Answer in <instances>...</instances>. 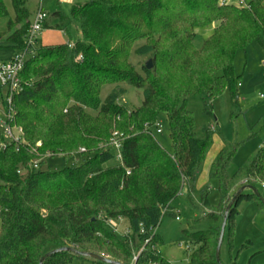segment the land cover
I'll list each match as a JSON object with an SVG mask.
<instances>
[{"label": "trees", "instance_id": "16d2710c", "mask_svg": "<svg viewBox=\"0 0 264 264\" xmlns=\"http://www.w3.org/2000/svg\"><path fill=\"white\" fill-rule=\"evenodd\" d=\"M30 1L12 0L11 16L0 0V19L7 18L0 43L15 53L33 47L27 43ZM248 3L83 0L72 5L83 38L38 47L26 60L23 88L13 97L12 122L23 128L25 143L10 141L0 148V264H41L50 251L55 253L42 264L90 258L72 249L123 264H171L161 252L164 239L158 229L165 215L174 214L172 201L183 186H193L213 144V127L198 129L188 102L203 92L210 99L227 91L233 97L239 94L237 51L252 41L264 47V0ZM54 15L65 18L60 11ZM212 24L213 34L198 48L197 27ZM139 41L144 43L136 52L153 61L152 69L142 65L143 73L130 60ZM122 83L143 89L139 107L121 102ZM107 84L115 88L103 100ZM0 104H5L1 85ZM162 113L168 116L173 153L155 137ZM0 137L4 139L1 131ZM114 137L122 141V161L112 150ZM235 153L236 147L223 148L212 164L219 204L211 205L208 188L199 204L190 199L214 224L191 234L189 264H223L217 258L223 221L244 185L255 186L261 195L241 193L226 230L233 234L242 201L256 199L264 209V143L248 164L230 175ZM56 155L87 158L53 171L47 159ZM113 159L117 162L111 163ZM120 220L127 222L126 231L110 226Z\"/></svg>", "mask_w": 264, "mask_h": 264}, {"label": "rangeland", "instance_id": "374dc122", "mask_svg": "<svg viewBox=\"0 0 264 264\" xmlns=\"http://www.w3.org/2000/svg\"><path fill=\"white\" fill-rule=\"evenodd\" d=\"M83 0H31L28 7L31 18L43 7V11L49 15L48 26H44L35 39L31 51L26 55L30 58L40 46L65 44L68 40L78 41L83 38L79 24L73 20L71 8L75 2ZM250 1V0H249ZM10 15H13L12 0H5ZM229 3L238 5L239 0H229ZM56 11L64 14L65 18L54 15ZM7 18L0 19V30H4ZM68 30V31H66ZM68 32V33H66ZM214 25L197 27L194 43L201 48L205 41L213 34ZM144 41L135 44L131 62L138 71L143 73L142 65L149 60V55H139L136 52ZM12 49L6 43H0V63L9 61ZM235 72L241 77L240 92L233 97L230 91L217 98L210 99L206 92L190 97L188 106L193 111L195 125L198 129L203 126L213 127V143L206 156L202 159L193 186L185 184L180 193L173 199L174 214H167L158 229L164 243L161 252L171 264H189L190 253L193 248L192 233L208 230L214 220L204 217L191 202L199 204L203 190L209 189V201L217 206L220 202V190L218 181L212 177V162L219 153H214L219 143L224 148L236 147L234 159L229 167V174L233 175L238 168L248 164L264 143V99L259 96L264 91V47L257 41H252L246 49H239L235 57ZM125 88L121 102L129 108L139 107L144 99L143 89L126 83L120 84ZM115 88V85L107 84L103 87L101 98L104 100ZM4 99L7 90L3 89ZM5 101V100H4ZM6 103V102H5ZM7 108L0 104V129L6 119L4 111ZM161 133H154L157 141L169 153L174 148L171 139V127L168 116L162 113L159 117ZM116 152L115 148H112ZM86 156L66 158L63 155L50 156L47 159V167L53 171H59L66 167L76 166L86 160ZM113 159L111 163H116ZM264 197V187L260 188ZM240 213L236 216V226L233 234L226 230L221 248V262L223 264H264V209L260 207L258 200L242 201L239 205ZM176 213L178 217H176ZM222 221L216 222L220 225ZM119 225V231H126L127 222H111ZM2 232V219L0 214V235ZM93 258L74 259L70 264H95Z\"/></svg>", "mask_w": 264, "mask_h": 264}, {"label": "built area", "instance_id": "2783aa9c", "mask_svg": "<svg viewBox=\"0 0 264 264\" xmlns=\"http://www.w3.org/2000/svg\"><path fill=\"white\" fill-rule=\"evenodd\" d=\"M221 3H229V0H221ZM248 0H239V5H248ZM49 18V15L43 11V7L41 6L38 12L36 13L34 19L32 20L27 43L28 46L33 45L35 39H37V36L39 32L44 27L45 23L47 22ZM72 46V44H69ZM31 51L30 48L19 51L15 53L12 58L9 61L0 63V85L2 88H6L7 94L6 99H4L6 102L4 105L7 108L4 113L6 116V119L3 122V129H0L2 136L4 139L0 137V148L4 149L7 147V142H14L17 146L24 144V130L21 126L13 124L14 114L15 111L13 109V97L15 93L22 90V79H21V72L24 68L25 62L27 60L26 55ZM79 59H82L83 56L79 55ZM260 98L264 99V91H261L259 93ZM157 133H161L162 129L160 127V124H157ZM118 133H115V136ZM111 145L113 148L116 149V159L118 161H122V141L120 138L114 137L111 141ZM85 149H82L81 151H84ZM34 166L37 168L39 165L38 163H35ZM21 173V171H19ZM129 173V171H128ZM179 218V217H177Z\"/></svg>", "mask_w": 264, "mask_h": 264}, {"label": "water", "instance_id": "95a60500", "mask_svg": "<svg viewBox=\"0 0 264 264\" xmlns=\"http://www.w3.org/2000/svg\"><path fill=\"white\" fill-rule=\"evenodd\" d=\"M146 67L148 69H152L153 68L152 59L148 60V62L146 63ZM246 190H252L258 196L261 195L260 192L257 190V188L255 186H253V185H244L237 192L236 196L233 197L232 201L229 203V205L227 207V210H226V214H225V218H224V221H223V225H222L220 240H219V243H218V246H217V258H218V261H221V248H222V244H223V241H224V237H225V233H226V229H227L228 218H229V214H230L231 208L236 203V201H237L238 197L240 196V194L243 193ZM64 249H66V248H61V249H59V251L64 250ZM72 250L75 253H77L78 255H80V256H85V257H90V258H93V259H97V260H100V261H102L104 263H107V264H123V263L118 262V261H113V260L109 259L106 256L98 255L96 253L83 252V251H80V250H77V249H72ZM54 253H55V251H50L47 254H45L44 257L41 260V264L44 261V259H46L47 257L51 256Z\"/></svg>", "mask_w": 264, "mask_h": 264}, {"label": "crops", "instance_id": "0c3cea01", "mask_svg": "<svg viewBox=\"0 0 264 264\" xmlns=\"http://www.w3.org/2000/svg\"><path fill=\"white\" fill-rule=\"evenodd\" d=\"M59 17H60V16H59ZM68 41H69V40H68ZM68 41H67V42H68ZM14 54H15V52H14V50L12 49V56H13ZM12 56H11V58H12ZM261 81H262V80L259 81V82H260V86H263L264 83H263V82L261 83ZM240 86H241V84H240ZM263 87H264V86H263ZM263 90H264V89H263ZM260 92H261V91H260ZM260 92H259V93H260ZM261 99H262V98H261ZM213 145H214V143L212 144V146H213ZM211 148H212V147H211ZM216 148H218V149H215V150H214V153H217V152L220 153V151L224 148V145H222L221 143H219L218 146H217ZM212 164H213V162H212Z\"/></svg>", "mask_w": 264, "mask_h": 264}]
</instances>
